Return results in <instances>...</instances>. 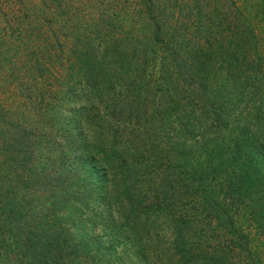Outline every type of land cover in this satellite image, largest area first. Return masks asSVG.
I'll return each instance as SVG.
<instances>
[{"label": "trees", "instance_id": "trees-1", "mask_svg": "<svg viewBox=\"0 0 264 264\" xmlns=\"http://www.w3.org/2000/svg\"><path fill=\"white\" fill-rule=\"evenodd\" d=\"M258 2L262 5L261 9H258ZM79 9L82 10L80 14ZM252 9L255 12L251 14ZM73 23L77 26L78 47L83 45L81 39L87 38L84 27L96 28L106 39L123 43L120 48L125 53L131 52L129 58L135 60V68L146 60L155 63L161 60L165 71L161 69L160 73H167L170 66L172 74L176 72L180 79L186 77L193 80L190 85L192 102L198 99L197 105L203 104V97L208 92L206 85L202 83L204 91L200 85L201 80H206L204 68L207 66H222L224 75L228 76V68L234 64V70H238L232 83L237 94L246 97V102L253 104L255 101L252 100V90L258 88L259 82L264 91V60H259L258 70L253 72L256 61L252 57V50L256 53V47L260 46L257 42L261 39L258 37L260 34L257 36L256 31L264 30V0H0V191H5L0 196V220H13L14 217L16 220H33L46 228L55 226L51 220L68 222L76 207L79 216L85 220H91L96 215L103 218L105 214L112 218L115 215L117 220L121 214L124 218L125 213L134 210L131 204L141 205V209L145 210V202L151 201L156 191L169 196L177 186L190 185L195 186L194 199L198 197V200L205 201L202 207L209 204L207 209L214 212L217 222L223 225L229 236L227 249L237 251L238 256L231 262L227 260L223 247L219 252H213L210 247L206 248L202 238L193 242L183 235H176L170 242L174 260L178 264H195L197 260H208V264H264V253L252 255L249 236L237 222L239 217L247 215L264 241V142L259 140L253 149L244 147V136H248L246 124L234 123V131L239 134L234 137V155L224 162L222 158L214 160L223 162L219 168L220 176L216 178L211 174L215 163L202 160L198 161V169L181 165V169L174 174L171 160L175 159L170 158L167 163L165 148L154 149L152 146V139L161 131L160 121L154 115L158 97L173 98V94L177 93V90L170 91L166 84L160 86L164 75L162 78L154 74L148 77L147 83H151V93L146 97L150 102L148 104L144 100L146 94L141 95L146 90L140 83L141 77L136 81L130 78L129 83L123 86L128 89L126 95L122 96L121 88L111 95L107 102L113 104L116 112L108 108L106 119L101 118L102 125L95 130L92 142L79 141L78 138V155L75 153L74 158L63 156L52 161L48 154L37 153L36 145L46 151L50 148L53 154L60 153L61 146L48 136L47 128L37 127L30 121L43 123L47 108L54 100L55 89L52 85L46 86L48 76L54 74L59 66L80 61L81 48H75L72 35L67 31ZM108 26H116L114 35L108 33ZM49 32L57 34L54 41L62 43L59 47L51 44L47 35ZM191 32L197 36L192 37ZM125 42L133 46L126 47ZM31 43L36 48H28ZM94 48L90 50L94 52ZM100 49L88 64L101 59L98 55L102 52ZM54 59H59L57 67L53 65ZM26 64L35 75L20 80ZM114 71V68L110 69V72ZM128 75H131L130 72ZM107 76L110 77L109 72ZM22 81H30L33 90L44 92V100L38 110H25L27 119H19V88L16 97L11 86L21 85ZM168 81L163 78L162 83ZM89 85L90 95L92 84L88 81L80 91L86 92L84 88ZM182 90L187 93V88L181 85L178 91ZM258 97L264 98L262 94ZM159 107L167 110L165 105ZM121 109L123 114H120ZM249 114L246 110L245 115ZM262 115L255 114L259 121L264 119ZM213 118L215 122L205 123L202 129L213 127L212 132L217 135L225 129V117L216 115ZM180 129H186L185 134L187 132L186 135L192 139L186 124ZM173 130L174 126H171L169 131ZM72 143L75 144V141ZM116 144H120L121 152L116 150ZM170 144H182L185 148L193 146L192 142L186 141L170 142L166 146ZM169 153L177 155L174 150ZM202 157H207L206 152ZM182 169L190 174L192 183L180 181V176L186 177ZM90 171H96L94 182L100 180L103 191L102 204L93 214H89L94 190L89 180ZM200 178L207 181L203 182ZM143 181L154 186L152 194L142 186ZM225 185L229 186L227 190H224ZM126 196L129 198L126 199ZM116 200L120 201V205L115 204ZM14 203L15 212L8 208ZM57 204L69 210L62 218L55 214ZM119 206L120 212L117 210ZM54 230L58 236L67 237L73 248L74 238L70 228L56 226ZM15 240L18 242L16 257L24 264L56 263L44 252V247L40 249V245L28 237ZM90 253L87 248L84 254L78 255V264L82 257L92 256ZM45 256L50 260H46ZM209 260L217 262L210 263Z\"/></svg>", "mask_w": 264, "mask_h": 264}, {"label": "rangeland", "instance_id": "rangeland-1", "mask_svg": "<svg viewBox=\"0 0 264 264\" xmlns=\"http://www.w3.org/2000/svg\"><path fill=\"white\" fill-rule=\"evenodd\" d=\"M112 5L115 4L113 3ZM111 8L114 9L113 7ZM259 8L261 9L262 5L258 2ZM252 11L254 9L251 10V14ZM81 12L82 10L79 9L78 13L80 14ZM87 13L89 12L87 11ZM94 16L96 17L97 15ZM74 24L69 25L71 28L67 31L72 35L71 38L75 42V48H81L80 61L78 63L77 60V62L65 65L64 67L59 66L57 70H54V74L48 76L46 86L52 85L55 89L54 100L47 108V113L41 121L43 123H38L35 120L30 121L35 123L37 127H43L45 130L47 128L48 131L46 133L49 134L48 136L61 146L59 147L60 153L53 154L50 148L46 151V149L43 150L36 145L35 149L37 153L48 154L52 161H56V158L63 156L74 158L75 153L78 155V138H80L79 141L84 139L86 142H92L95 130H97L98 126L102 125L101 118L106 119L108 108L116 112L113 104H108L107 102L109 101V97L117 92L119 88L122 90V96L126 95L128 89L125 90L123 86L129 83L130 78L136 81L141 77L142 81L140 83L143 85V88H146L141 95L142 97L143 94L147 95H144L145 100L146 97H149V93H151V83H147L148 77H151V74H154V76L161 75V78L164 75L163 78L169 79V81L163 84L162 78L160 86L166 84V87L170 91L177 90V93L173 94V98L159 95V103L154 109L156 112L154 115L160 121L159 127L161 131L159 135H156V138L152 139L154 149L157 147L165 148L167 158L164 159L167 163L170 158L175 159L171 160V164H173L171 171L174 174L181 169V165L185 167L193 166V169H198L200 167L198 161L202 160L203 162L215 163L211 174H214L216 178L220 176V165L228 157L234 155V137L239 135L238 132L235 133L237 130L234 131V123L246 124V134L249 138H247L248 136H244L247 139L246 141L243 139L244 147L253 149V146L259 140L264 142V119L262 118L259 121L260 119L255 116V114L260 113H263L262 116H264V98L260 99L258 97V94L264 96L262 85L259 82L258 88L252 90V100H255L253 104L246 102V97L242 96V94L239 96L234 83H232L234 75H237L238 70L237 68V70H234V64L231 68H228V76L224 75V67L222 66L220 68L211 66L204 68L205 72H207L204 75L206 80H201L200 85L202 89L203 84L206 85L208 92L203 97V104L197 105L198 99L195 98L194 103L192 102L190 85L193 84V80H187L186 77H184V80L180 79V75L176 72L172 74L170 66L167 73H160L163 70L165 71V67L161 66V60L157 63L146 60L145 63L135 68V60L129 58L131 52L125 53L120 48L123 43H120L119 40L112 41L106 39L107 37L98 33L96 28L84 27L87 38H82L83 45L78 47V31L76 30V24ZM114 29H116V26H110L108 33L114 35ZM190 34L192 37L197 36L195 32H191ZM256 34L257 36L260 34L258 37L261 39L257 41L260 46H257V49H255L259 56L252 50L253 61H256L253 64V72L258 70L259 60H264V30L263 32L256 31ZM47 35L54 47H59L62 44L54 41L57 34L54 35V33L49 32ZM125 44L126 47L130 48L133 46V44L130 45L127 42ZM35 46V44L32 45L31 43V46L29 44L28 48L34 49L36 48ZM92 47H95L94 52L90 50ZM98 48L102 50L98 54L101 56V59L95 60L98 62H94L93 64H88L91 63L90 58H94L98 52ZM120 51L126 55H123ZM214 52L216 51L214 50ZM73 54L75 53L73 52ZM76 54H79V50H77ZM132 55H135V53ZM58 62L59 59H54V67H57ZM232 62L234 63V60ZM29 68V64L24 65L23 70L25 71L19 76L20 80H24L26 77L31 78L35 75L33 70H29ZM111 68H114L115 71L110 72ZM139 69L141 70L140 73ZM44 72L45 70L43 69ZM108 72L110 77L107 76ZM129 72L130 76L128 75ZM252 74L255 75L254 73ZM86 81L92 84L90 95H88L91 89L90 85L88 88H84L86 92L80 91ZM157 84L158 82H156ZM181 85L187 88L188 94L183 93V90L178 91ZM11 86H13L16 97L17 88H19V119H27L25 110H38L44 100H42L44 92L33 90L30 81H22L21 85L16 84ZM88 100H90V103ZM145 103H150L149 99H146ZM161 105H165L167 110L164 111L160 107L158 109V106ZM246 110L250 113L248 116L245 115ZM123 113V109H121L120 114ZM216 115L225 117L226 125L223 131L214 135L212 132L213 127L211 129L207 127L205 130L202 129V126L205 123L208 125L210 122H215L213 116ZM250 115L251 117H249ZM187 119H189V123ZM183 124H186L192 139H189L188 135H186L187 132L185 134L186 129H180ZM171 126H174L172 132L169 131ZM257 127L261 128L255 131ZM168 138L171 139L167 142ZM48 141L46 145H48ZM72 141H75V144ZM184 141L192 142L193 146L191 148H185L182 144H170L166 146L170 142L182 143ZM115 146L116 150L121 152L120 144H116ZM172 150L176 152V156H172L169 153ZM204 152L207 154L205 158L202 157ZM218 158H222L223 162L218 163L214 161L220 160ZM85 166L90 170L88 164ZM181 172L186 175V177L180 176L181 182L182 180H185L186 183L193 182L192 179H189V173H185L183 169ZM90 174L89 180L94 190L91 195L92 204L89 214H93V212H98L97 208H100L102 204L103 191L101 189V181L97 179L94 182L96 171L95 173L90 171ZM200 179L203 182L207 181V179ZM209 181L211 180L208 179V183H210ZM148 184L142 186L145 187L147 192L152 194L154 186ZM228 187V185H225L224 190H227L226 188ZM194 188L195 186L190 187V185L188 187L181 186L180 188L177 186L171 195L166 193L169 196L163 195L158 189L159 193L156 191L155 197L151 201L145 202V210L141 209V205L136 206L135 204H131L134 210L125 213L124 218H121V214L117 220L115 215V218H112L107 214L103 218L96 215L91 220H85L82 216H79L78 207H76V211L73 212L74 214H72L68 222L66 220H51L55 226H48L46 228L33 220H16L15 217L13 220H0V264H24L22 259L19 260L15 254V248L18 244L15 239L19 240L22 236L28 237L32 242L40 245V249L44 247V252L56 260L55 264H78V255L84 254L87 248L91 251L90 255L92 256L82 257L80 264H178L174 260L175 258L172 255L173 250L170 246L171 240L176 235H183L193 242L202 238L204 240L203 244L207 246L206 248L210 247L213 252H219L223 247L225 248L223 250L226 251L227 260L234 262V258H237L238 252L227 249V246H229V236H227L223 225L217 222L214 212L208 210L209 204L202 207L205 201L198 200V197L194 199V196H196ZM7 191L9 192V190ZM3 193L5 191H0V196ZM125 198L128 199L129 197L126 196ZM115 204L117 206L118 204L120 205V201L116 200ZM137 204L140 203L137 202ZM127 205L129 204L127 203ZM63 206L60 204L56 205L55 214H59V218L64 217L69 211ZM8 208L15 212L16 203L11 204ZM120 208L121 206L117 208L119 212ZM175 214H182V216ZM237 222H239L245 233L249 236L248 244L252 249V255L254 253L263 255L264 241L261 235L257 233L251 218L244 215L239 217ZM56 226L71 229L74 238V242L72 243L73 248L70 247V242L66 240L67 237H63L62 234L58 236V232L54 230ZM45 258L46 260H50L48 256H45ZM197 261L198 263H196ZM197 261H195V264H208V260ZM209 261L210 263L217 262ZM49 264L54 263L49 262Z\"/></svg>", "mask_w": 264, "mask_h": 264}]
</instances>
